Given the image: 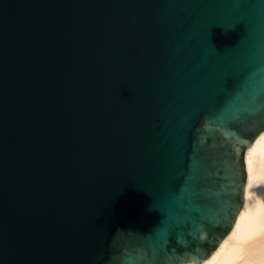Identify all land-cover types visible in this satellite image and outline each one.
Returning a JSON list of instances; mask_svg holds the SVG:
<instances>
[{"label":"water","instance_id":"obj_1","mask_svg":"<svg viewBox=\"0 0 264 264\" xmlns=\"http://www.w3.org/2000/svg\"><path fill=\"white\" fill-rule=\"evenodd\" d=\"M264 131V0H0V264H201Z\"/></svg>","mask_w":264,"mask_h":264},{"label":"bare ground","instance_id":"obj_2","mask_svg":"<svg viewBox=\"0 0 264 264\" xmlns=\"http://www.w3.org/2000/svg\"><path fill=\"white\" fill-rule=\"evenodd\" d=\"M244 204L235 224L201 264H264V131L245 152Z\"/></svg>","mask_w":264,"mask_h":264}]
</instances>
